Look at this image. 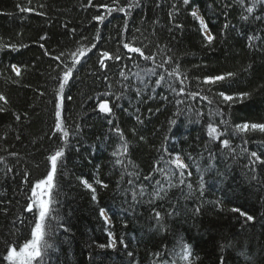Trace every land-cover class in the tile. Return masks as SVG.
Wrapping results in <instances>:
<instances>
[{"label":"trees","instance_id":"1","mask_svg":"<svg viewBox=\"0 0 264 264\" xmlns=\"http://www.w3.org/2000/svg\"><path fill=\"white\" fill-rule=\"evenodd\" d=\"M105 2L110 3V0H92L93 5ZM124 2L121 0L122 4ZM156 2L141 0L143 7L132 11L127 19L125 42L134 39V46L148 45L144 48L146 54L157 51L156 45L159 44L162 51L158 53L157 61L171 56L193 84L195 77L229 71L237 73L234 87L229 91H246L251 93V97L231 109L224 107L225 119L229 126L242 122H264V46L260 51H250L242 35L251 34L252 29L264 28V25L251 19L242 21L240 16L243 10L233 0L227 22L235 27H229L221 35V28L226 22L221 6L223 0H194V4L199 5L200 15L204 16L217 37L212 46L206 47L198 24L187 14L190 9L181 8L175 21L183 24V28L176 29L168 17L173 0H160L159 8ZM18 3L35 8V12L20 13L16 8ZM87 3L88 0H31L29 5L28 0H0V37L3 42L29 45L19 52L0 53V72L4 73L0 75V93L9 101L7 105L0 101V106L7 108L6 112L0 113V157H4V163H0V201H5L0 207L8 209L6 215L0 211V237L16 231L12 221L21 214L26 197L30 195L29 186L21 184L20 173L26 170L31 182L43 178L47 155L61 143L52 135L55 130L53 98L59 83L55 78L61 75V68L57 67L61 62L52 57L61 52L70 54L80 44L95 42L93 38L98 27L100 41L97 48L110 53H115L118 47L121 53L126 51L119 43L124 15L113 13L109 17L110 22L98 25L92 16L102 10L85 7ZM253 3L254 0H246V6ZM256 11L264 13V8L257 3ZM39 12L44 15H37ZM72 29L76 30L75 33ZM41 36L47 39L40 40ZM40 43L45 45L49 56L39 47ZM95 52L96 49H93L92 53H88L91 59L86 62V58L81 60L73 79L65 86L62 117L67 130L73 135L65 145L63 175H58L56 181L59 203L55 208L59 215L54 223L64 226L57 227L50 241L53 243V250L49 251L51 264H153V253L159 251L162 244H166L168 249L173 248L180 237L191 245L194 256L199 257L196 264H213L215 254L220 252L219 246L229 241H242L252 256V264H264V166L258 167L256 172L259 182L252 180L253 173L243 167L246 162L243 147L258 153L264 151L252 142L260 137L250 138L245 146L229 132L238 154L233 160L222 153L216 144L208 142L205 133L208 122L206 102H190L191 106L182 104L179 106L180 114L174 115L177 111L176 98L167 88L157 89L156 98L147 103H138L135 94L128 93L127 99L121 101L127 111L114 109L112 117L113 124L119 125L128 142V158L120 157L125 163L115 164L116 158L112 153L122 141L110 131L111 126L103 114L93 111L98 102L95 98L104 91L120 95L121 83L124 82L118 75L121 63L127 64L124 71L129 76V82L136 85H139V80L133 74L144 76V70L153 65L142 60L139 66L127 60L106 61L108 69L100 70ZM61 60H65V57H61ZM13 63L22 69L27 66L22 71V77H15L10 71L9 66ZM249 65L252 66L250 69ZM105 74L107 80L103 78ZM8 77L18 80V83L13 84ZM151 79L154 81L155 77ZM192 90L196 89L193 87ZM165 95L168 96L167 101L161 99ZM137 108L139 113L136 112ZM149 108L153 110L152 113H149ZM157 108L159 112L155 111ZM200 110L205 112L204 117L197 116ZM16 114L21 116L19 121L15 119ZM136 115H140L143 124L136 121ZM173 119L176 124L170 125ZM216 122L219 123L218 117ZM77 126L78 135L75 134ZM205 146L215 154V159H209ZM165 147L170 152L174 150L180 153L189 163L192 176L187 182L196 188L200 176H203L205 184L202 198L196 192L188 196L186 188L184 194L177 188L168 192L169 202L164 203L163 207L176 205L180 213L167 219L166 232L156 231L151 224V205L146 199L139 205L131 201V185L127 183L128 179H133L137 183L147 184L143 177L152 171ZM188 154L193 157L192 161L188 160ZM6 166L12 168L7 176ZM160 166L167 168L163 162ZM128 173L133 175L130 177ZM13 176L15 179L11 178ZM78 177L89 182L99 178L109 185L105 189L94 184L98 203L91 200V193L80 184ZM154 179L163 180L159 173H154ZM147 190L152 191L151 187ZM216 200L222 202L224 211L211 203ZM161 203L157 201V205ZM197 205L201 208L199 214L193 211ZM233 206L243 207L256 218L255 222L242 227L241 221L235 218L237 214L227 211ZM101 207L106 209L110 224L106 225L99 217ZM64 227L70 228V231L66 233ZM108 231L127 243L128 248L124 249L118 244L116 250L100 249L98 244L108 242ZM127 251L133 252V256H127ZM179 251L177 248L176 252ZM169 260L184 264L178 255L169 256ZM228 264H246V261L239 252H233Z\"/></svg>","mask_w":264,"mask_h":264},{"label":"snow or ice","instance_id":"2","mask_svg":"<svg viewBox=\"0 0 264 264\" xmlns=\"http://www.w3.org/2000/svg\"><path fill=\"white\" fill-rule=\"evenodd\" d=\"M235 2L238 3L240 9L243 10L240 16L242 21L248 22L251 19L252 21L258 22L259 25H264V13L256 11L257 3L264 8V0H254L251 6H246V0H235ZM28 3L31 5V0H28ZM232 4L233 0H223L221 5L224 9L226 18V22L221 28V35H223L224 31L229 27H235L234 25H229L227 22V14ZM40 7L43 8L44 5H40ZM85 7H96L102 10L99 11L98 14L92 16V20L98 22V25H104L106 21H109V17H111L113 13H122L124 15V23L119 33L121 36L119 43L126 51L121 53L118 47L115 53H110L107 50L97 48V43L100 41L98 27L96 35L93 38L95 42H90L89 45L80 44L76 50L72 51L70 54L61 52L59 55L52 57L53 60L61 62L57 65L58 68H61V75L55 78L59 83L53 98L55 130L52 133L61 143L51 154L47 155L46 173L43 178H38L34 182H31L29 180V173L26 170L20 173L21 184L29 186L28 190L30 195L26 197L25 206L21 214L12 221L16 231H10L7 236L0 237V246H2V250H0V264H51L49 251L53 250V243H50V241L53 240L57 227L64 226L54 223L56 217L59 215L55 208V205L59 203L57 199L59 188L56 181L58 175L61 177L63 175V160L66 155L65 145L69 143V137L73 135V133L67 130L62 117L65 86L73 79V73L77 71V65L81 64V60L86 58V62L87 59H91L88 53H92L93 49H96L94 55L97 57L100 70L108 69L109 65L106 61L122 62L127 60L139 66V61L142 60L144 62H151L153 65V67L144 70V76L140 73L133 74L136 79L139 80V85H136L129 82V76L126 75L124 71L127 64L121 63L118 75L123 78L124 82L121 83L122 91L120 95H115L110 91H104L100 93L99 97L95 98L98 102L94 106L93 111L98 114H103L107 124L111 126L110 131L115 133L122 141L119 148L112 153L113 157L116 158L115 164L123 165L125 163V160L120 157H124L125 159L128 158L129 145L124 137L123 130L118 124H113L112 117L114 116V109L127 111V109L123 107L121 101L127 99L128 93H134L138 103H147L148 100L156 98L158 95L156 90L160 88H167L169 93L176 98L174 103L177 106V111L174 115L180 114L179 106L182 104H189V106H191L190 102H206L208 122L205 125V133L208 142L216 144L217 148L221 150L222 153L231 156L233 160L237 158L238 154L236 152V147L232 144L231 138H229V132L232 137H238L242 145L245 146L248 144L250 138L258 136L260 138L253 139L252 142L264 149V122H242L234 126H229L228 121L225 119L226 113L224 112V107L231 109L235 104L243 103L246 99H250L251 97V93L246 91L235 93L229 91L234 87L237 73L229 71L226 73L206 75L203 78L195 77V83L193 84V81L189 80L188 75L181 72L179 63L173 61L171 56H166L159 62L157 61V55L162 51L159 44L156 45L157 51H150L146 54L144 48L148 47V45L142 44V46H134V39L125 42L124 35L128 32L127 19L131 16L133 10L143 7L141 0H125L123 4L121 0H110V3L105 2L97 5H93L92 0H88ZM156 7H160V0H157ZM16 8L20 13L35 12V8L30 6L26 7L19 3L16 5ZM181 8L190 9L187 14L198 24L204 46H212L217 39L216 34L212 32L204 16L200 15L199 5L194 4V0H173L170 4V11L168 12L170 24L176 29L183 28V24L175 21V17L179 15ZM243 13H247V15ZM36 14L44 15L43 12ZM65 27H67V25H65ZM71 31L75 33L76 30L72 29ZM137 31H139V29H137ZM261 33H264V28L252 29L251 34L242 33V35L245 36L246 47L250 51H260L261 47L264 46V35ZM46 39V36L40 37V40ZM82 39L86 40L88 38L82 37ZM28 46L27 44L17 45L15 43L3 42V38L0 37V53L19 52L21 48H27ZM39 47L44 50L46 56L50 55L43 43H40ZM164 47L167 46L165 45ZM61 57H65V60H61ZM251 67L252 66L249 65V69ZM9 69L14 73L15 77H22V71L26 70L27 66L25 65L22 69V67L13 63L9 66ZM247 70L248 69H246V71ZM0 75H4V73L0 72ZM145 77H148L147 81ZM152 77H155L154 81H152ZM103 78L107 80V74H105ZM8 79L11 80L13 84L18 83V80L12 77H8ZM109 87H111V85H109ZM193 87L196 90H192ZM41 95H43V93H41ZM109 98H111V100ZM68 99L70 100L71 96H69ZM161 99L167 101L168 96H162ZM0 101L3 102V105L9 103L8 99L2 93H0ZM129 104L131 105V101H129ZM213 105H215V107H213ZM6 111V107L0 106V113ZM148 111L152 113L153 110L149 108ZM155 111L159 112L160 109L157 108ZM136 112L139 113L138 108ZM197 116L204 117L205 112L203 110L197 111ZM217 117L219 118V123L216 122ZM15 119L19 121L21 116L16 114ZM135 119L140 124L144 122L140 118V115H136ZM175 124V119L170 121V125ZM132 131L134 132L135 129ZM78 132L79 126H77V132L75 134L78 135ZM57 133H59L58 136ZM17 139H19V136H17ZM140 139L143 140L144 138L140 137ZM78 150L79 149H77V151ZM205 151L208 152L210 160L215 159V154L208 150L207 146H205ZM243 152L246 155V162L243 167L253 173L252 180L259 182L256 172L258 167L264 166V151L258 153V151H249L247 147H243ZM10 155L16 156L18 154L10 153ZM188 160H193L190 154H188ZM130 162L131 161H129V163ZM161 162H163L167 168L161 167ZM0 163H4V157H0ZM11 172L12 168L6 166L5 175L7 176V174ZM154 173H159L163 180L154 179ZM128 175L131 177L133 173H128ZM191 176L192 171L190 170V165L184 162L181 154L174 150L170 152L168 148L165 147L163 149V154L160 156L157 164L153 166L152 171L143 177V181H146L147 184L137 183L133 179L127 180V183L131 185L129 189L131 201L135 202V205H139L146 199V202L151 205V224L156 231H168L166 227L167 219L180 213V208L176 205H170L167 208L163 207L164 203L169 202L168 192L172 188L179 189L182 194H184V189L186 188L188 190V196H191L193 192L198 193L201 198L204 196L205 184L203 176H200V182L196 188L193 187L191 182H187L188 178ZM11 178L15 179L14 176ZM78 179L80 184L91 193V200L96 203H98V197L97 188L94 187V184L105 189L109 187L107 183L99 178H95L93 182H89L88 179L83 177H78ZM137 180H139V177H137ZM148 187H151V192H148ZM157 201L162 203L157 205ZM4 203L5 201H0V205ZM7 203L10 204L11 201H7ZM211 203H213L214 207L219 208L220 211L225 210L220 200ZM0 211L6 215L8 209L0 207ZM193 211L199 214L201 212L200 206L197 205ZM227 211L237 214L235 218L241 221L242 227L249 222H255L256 218L241 206H233L227 209ZM99 217L102 218L106 225L109 224V216L106 214L105 208H99ZM21 228L23 229L22 231ZM64 231L67 233L70 231V228L64 227ZM107 237V243L98 244L100 249L116 250L118 244L124 249L128 248V244L123 240H118L112 231L107 232ZM219 247L220 252L215 254L213 264H228L229 259L232 258L233 252H239L245 259L246 264H252V256L242 241H229ZM177 248L180 250L179 253L176 252ZM126 255L132 257L133 252L127 251ZM176 255H178L179 260L183 261L184 264H196V262L199 261V257L194 256L191 245L185 242L183 237H180L171 249H168L166 244H162L159 251L153 253V264H176L175 260H169V256Z\"/></svg>","mask_w":264,"mask_h":264},{"label":"bare ground","instance_id":"3","mask_svg":"<svg viewBox=\"0 0 264 264\" xmlns=\"http://www.w3.org/2000/svg\"><path fill=\"white\" fill-rule=\"evenodd\" d=\"M185 162V161H184ZM186 163V162H185ZM110 224V223H109ZM177 264V263H176Z\"/></svg>","mask_w":264,"mask_h":264}]
</instances>
